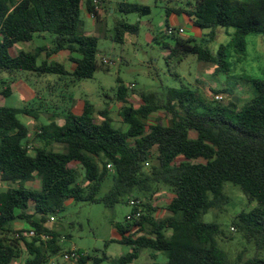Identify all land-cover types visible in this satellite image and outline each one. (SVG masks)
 I'll return each mask as SVG.
<instances>
[{
	"label": "trees",
	"instance_id": "16d2710c",
	"mask_svg": "<svg viewBox=\"0 0 264 264\" xmlns=\"http://www.w3.org/2000/svg\"><path fill=\"white\" fill-rule=\"evenodd\" d=\"M107 3L0 0V78L2 74L11 77L1 79L0 95L5 100L13 96L12 77L27 81L32 76L42 81L55 77L43 91H36L37 106L0 105V175L13 185L0 193V264H50L54 257L72 253L63 247L62 235L48 225L65 210L68 200L103 203L114 209L130 204L129 197L142 201L132 213L141 208L143 215L134 220L127 217L126 223L113 222L121 238L112 242L130 250L119 258L106 251L78 250L80 264H137L144 251L152 252L153 264H264V80L254 81L256 95L240 109L234 103L230 108L217 100L207 103L190 87L139 92L142 103L137 107L131 89L120 79L117 98L124 105L125 128L117 127L107 110L100 112L99 120L95 104L88 100L84 111L76 113L73 95L57 94L56 88L94 79L104 67L99 61L101 38L79 30L84 9L100 23ZM187 6L167 8V14H186L195 26L209 30L205 41L206 36L215 38L219 28H235L233 44L245 51L248 35H264V0H187ZM119 11L148 16L152 8L122 2ZM140 31V22L120 19L113 40L124 43L127 34ZM47 35L52 36V47L13 55L19 44ZM172 37L176 47L170 48L168 63L175 56L183 61L193 54L217 65L218 72L229 68L225 46L214 54L196 39ZM61 52H70L73 71L52 59ZM46 112L50 117L33 138L19 115L39 119ZM160 112L172 116L171 124L158 120L150 125L151 117ZM58 145L63 148L57 149ZM110 177L114 185L102 195ZM36 179L41 180V189L26 185ZM227 183L239 187L250 203H257L233 221L247 242L256 246V254L249 259L244 252L232 259L220 244L225 235L221 226L204 221L211 210L228 201ZM161 187L168 188L173 198L168 215L158 218L160 208L153 198ZM19 222L29 229H16ZM30 230L36 236L24 235Z\"/></svg>",
	"mask_w": 264,
	"mask_h": 264
},
{
	"label": "rangeland",
	"instance_id": "374dc122",
	"mask_svg": "<svg viewBox=\"0 0 264 264\" xmlns=\"http://www.w3.org/2000/svg\"><path fill=\"white\" fill-rule=\"evenodd\" d=\"M122 2L142 3L150 6L152 13L148 16L124 15L119 11V5ZM108 5L110 7L103 21L97 22L95 26L93 24L95 21L87 15L84 9L83 25L80 27L79 33L99 36L101 38L99 61L102 62V59L107 57L112 58L113 63L103 65L104 67L97 71L94 79L77 84L71 82V86L67 88H61L59 85L56 88L57 94L73 95L72 103L76 113L80 114L84 111L85 103L88 100L95 104L99 120L102 119L100 112L107 110L111 113L115 125L119 128H125L121 115L124 105L117 98L120 79L131 89L132 101L137 107L142 103L139 92L166 93L172 88L190 87L196 89L207 103L213 100L221 101V104L226 108H230V104L234 103L241 109L255 97L254 81L264 80L263 34L248 35L246 37L247 49L241 51L233 44L235 28H219L215 38L206 36L205 39L207 40L205 41L203 40L204 35L209 31H200L192 23L185 22L184 14H167V8L188 9L187 0H109ZM110 11L111 14L109 15ZM120 19H127L133 24L140 22V34H127L124 43L113 40L116 21ZM180 23H184L188 29L182 37L196 39L197 44L204 48L209 47L214 54H217L220 48L225 46L227 59L230 63L229 68L218 72L217 65L200 61L198 56L193 54L185 57L183 61H180V56H175L168 63L167 56L170 53V48L176 47V40L167 34L168 25L175 27L173 25ZM199 33L202 35H198ZM155 38L158 40L156 41ZM165 44L169 48H165ZM52 46V36L47 35L36 38L32 43L19 44L12 53L14 55L21 51L30 52L38 47L50 48ZM70 58V52H62L54 56L53 59L66 64L69 70L73 71L75 64ZM8 78L11 77L2 74L0 86H4L1 79ZM54 78L50 77L42 81L32 76L27 81L18 76L12 77L10 84H14L16 96L5 100L0 95V105L22 108L28 103H34L35 107L37 106L36 91H43L48 86L47 83ZM46 95L48 96V93ZM218 95L224 96V100H218ZM21 98L24 99V102L21 101ZM233 110L235 109L233 108ZM227 114L233 116L229 111ZM49 117L47 112L43 113L39 119L19 115V118L31 128L33 138L42 123L47 122ZM158 120L169 125L172 122V116L166 112L156 113L151 117L149 124H156ZM58 121L59 123L65 122L64 119ZM195 134V132L192 133L193 136ZM34 144L38 145V143ZM62 148L63 146H57V149ZM153 163L147 165V169H150ZM39 180L36 179L26 185L38 190ZM113 185V177H110L105 183L102 195L108 193ZM10 186L13 185L0 182V193ZM225 191L228 201L222 203L217 209L211 210L204 217V221L217 223L221 226L225 235L220 239V244L229 252L232 259H237L242 252L245 253L246 259L252 258L256 254V246L247 242L244 234L233 224V221L242 211H251L257 206V203H250L243 191L232 183L226 184ZM131 198L126 200L130 201ZM172 198L171 191L166 187H161L155 193L153 203L160 208L156 215L158 218L168 215L167 206ZM132 210L133 206L127 203L119 204L112 209L103 203H76L73 200H68L65 210L59 213L55 222L50 221L48 225L62 235V245L66 250L77 249L85 252L99 251L100 253L106 251L110 256L119 258L127 253L130 248L119 242H112L121 238L113 222L126 223V219ZM20 225L22 224H17L16 229L28 230L21 228ZM26 226L28 227V225ZM262 256L264 257V254ZM155 261L151 251H144L137 264H153ZM50 264L71 263L66 261L64 257L58 256L54 257Z\"/></svg>",
	"mask_w": 264,
	"mask_h": 264
},
{
	"label": "built area",
	"instance_id": "2783aa9c",
	"mask_svg": "<svg viewBox=\"0 0 264 264\" xmlns=\"http://www.w3.org/2000/svg\"><path fill=\"white\" fill-rule=\"evenodd\" d=\"M172 1H176V0H172ZM96 3H98V1H96ZM186 32H187V30L185 28H182V27H172V26H170L168 28V30H167V34L169 36H175V35L184 36L186 34ZM102 63L104 65H111L113 63V59L112 58L104 57L102 59ZM217 99L218 100H224V96L218 95L217 96ZM109 168L112 169L113 168L112 165H109ZM130 204L133 206V208H135V207H141L142 201L136 199L135 197H133V198L130 199ZM140 210L141 211H137L136 213H131L128 216V219L129 220H134V219L141 218L142 215H143V211H142L141 208H140ZM55 221H56V218L55 217H52L51 218V222H55ZM24 235L27 236V237H34V236H36V231L30 230V231L24 233ZM18 237H21V234H18ZM77 251H78L77 249H73L72 250V253H66L65 256H64L65 260L68 261V262H70L71 264H80L79 263V260L81 258V254H79Z\"/></svg>",
	"mask_w": 264,
	"mask_h": 264
},
{
	"label": "crops",
	"instance_id": "0c3cea01",
	"mask_svg": "<svg viewBox=\"0 0 264 264\" xmlns=\"http://www.w3.org/2000/svg\"><path fill=\"white\" fill-rule=\"evenodd\" d=\"M108 2H109V0H108ZM140 4H142V3H140ZM106 9L104 8V9H102L101 10V15H102V18L104 19V17L106 16V14H107V11H108V8L110 7L109 5H108V3H107V5H106ZM111 14V11H110V13H109V15ZM87 15L91 18V19H93L94 21H95V23H93L94 24V26L97 24V21H96V19L92 16V15H90V14H88L87 13ZM184 16L186 17V21L185 22H190V23H192L193 25H194V23H193V21L186 15V14H184ZM103 19H102V21H103ZM129 22V21H128ZM169 26H171L170 24H169ZM173 26H175V27H182V28H185L187 31H188V29H187V27L185 26V24L184 23H180V24H178V25H173ZM194 27L196 28V29H198V30H200V31H203L202 29H200L199 27H197V26H195L194 25ZM207 31H209V30H207ZM210 32V31H209ZM207 34V33H206ZM198 35H202V33H199ZM62 53V52H61ZM56 56V55H55ZM54 58V57H53ZM52 58V59H53ZM53 60H56V61H58L57 59H53ZM13 83H11L10 84V86L12 87V89H13V96L12 97H15L16 96V92L14 91V88H13ZM24 99L23 98H21V101L22 102H24L23 101ZM5 101V100H4ZM3 103V102H2ZM59 122V121H58ZM60 124H64V123H60ZM0 182H2V184H9V183H7V182H4V181H2V179H1V175H0ZM38 180V179H37ZM32 183V182H31ZM41 187H42V182H41V180H39V185H38V190L39 189H41ZM7 190H8V187H7ZM7 190H5V191H7ZM5 191H3V192H5ZM20 224H22V225H20L21 226V228H23V229H29V226L27 227L26 225V223H23V222H19ZM19 223H17V224H19Z\"/></svg>",
	"mask_w": 264,
	"mask_h": 264
}]
</instances>
